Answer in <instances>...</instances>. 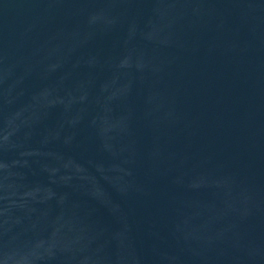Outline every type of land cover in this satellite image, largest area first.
Here are the masks:
<instances>
[{"label": "water", "instance_id": "1", "mask_svg": "<svg viewBox=\"0 0 264 264\" xmlns=\"http://www.w3.org/2000/svg\"><path fill=\"white\" fill-rule=\"evenodd\" d=\"M0 264H264V0H0Z\"/></svg>", "mask_w": 264, "mask_h": 264}]
</instances>
